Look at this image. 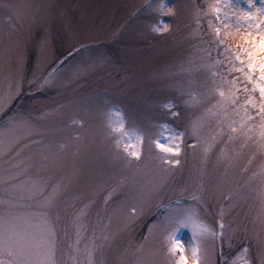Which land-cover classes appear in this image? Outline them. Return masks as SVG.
I'll use <instances>...</instances> for the list:
<instances>
[{
	"label": "rangeland",
	"instance_id": "374dc122",
	"mask_svg": "<svg viewBox=\"0 0 264 264\" xmlns=\"http://www.w3.org/2000/svg\"><path fill=\"white\" fill-rule=\"evenodd\" d=\"M164 2L167 6L161 12V0H0V97L19 84V93L0 112V127L9 117H16L39 129L16 146L20 155L13 162L19 165L17 170H26L30 180L44 183L49 190L63 186L61 204L68 216L88 205L78 246L75 227L62 221L67 235L59 232V247L66 264H71L72 256L84 260V246L94 234L108 237L107 241L97 240L106 245L103 259L108 264H176L179 254H168L167 240L168 220L175 210L199 207L201 217L215 227L221 199H208V190L225 176L223 190H238L264 161V156L257 155L248 164L256 137L246 147H241L240 134L231 142L226 136L213 139L219 116L212 112L219 97L188 107L183 103L188 97L178 91L189 90L190 80L196 82L197 92L205 91L199 84L205 77L210 78L207 88H213L215 71L217 84L222 78L237 81L233 89H238L237 106L249 96L259 105V93L251 91L244 73L232 69L228 59L238 64L235 56L240 55L247 62L248 32H253V39L264 35L246 23H236L243 17L240 9L247 10V0H231L232 7L224 6L228 0ZM7 4L16 7L10 11ZM217 5L218 14L213 11ZM252 12L256 15L255 8ZM16 39L23 41L22 47L6 59L5 49L13 47ZM54 69L51 82L45 84L44 78ZM255 75L258 78L259 72ZM244 87L249 89L247 93ZM169 101L177 106L173 111L181 112L179 118L162 107ZM109 109L118 111L127 127L146 133L143 160L127 163L122 147L117 150L119 137L108 128ZM247 110L253 115L257 111L251 106ZM197 119L203 121L199 142L186 133L181 164L164 171L158 159L164 154L149 151L148 136L155 138L160 124L185 131ZM33 140L40 143H31ZM42 155L50 159L38 166ZM7 160L0 158V169L9 166ZM245 167L248 173L242 172ZM201 184L206 191L201 192ZM258 188L259 181H253L241 190L242 198L233 201L234 208H225L226 231L233 236L231 247L225 243L221 249L219 241L213 244L209 238L202 245L208 257L202 259L232 264L247 248L248 264H264L260 198L253 190ZM192 195L204 196L207 203L197 205L190 199ZM176 239L184 245L191 264V231L181 229ZM69 244L81 251H73ZM96 259L101 258L97 255Z\"/></svg>",
	"mask_w": 264,
	"mask_h": 264
},
{
	"label": "snow or ice",
	"instance_id": "6c2138e0",
	"mask_svg": "<svg viewBox=\"0 0 264 264\" xmlns=\"http://www.w3.org/2000/svg\"><path fill=\"white\" fill-rule=\"evenodd\" d=\"M166 6L164 0H161L159 10L163 12ZM224 6L232 7L231 0H228V3ZM5 7L11 11L16 6L7 4ZM253 8L256 9V15H253ZM213 11L218 14L220 11L219 5ZM240 11L243 12V17L241 20L236 21L237 24L243 22L248 24L250 29L255 27L257 33L264 32V20H258L259 16H264V0H259V6H257V0H247V10L240 9ZM153 31H159V29L154 28ZM216 34L219 35V29H217ZM252 36L253 32L250 30L246 42L251 47L244 51L247 62L240 55L235 56V61H238V64L232 62L230 57L228 59L232 63V69L236 72L244 73V79L248 84L252 85L251 91L259 93L260 103L258 106L251 96L248 97L244 104L237 106L238 97L236 91L238 89L233 91L237 81H229L222 78L221 83L217 84L214 79L217 75L215 71L212 72L211 82L214 87L211 89L207 88L210 79L208 77L199 82L200 86L205 89L203 92L195 90L193 84L196 82L192 80L188 82L189 90L178 89L181 96L186 95L188 97L183 101L188 107L201 106L204 101L219 97L214 105L216 111L212 112L213 115L219 116L216 122L217 131L213 135V139L215 140L217 136H226L227 140L231 142L237 139V134H240L242 137L241 147H246L247 142L256 137L254 140V152L248 160L249 165L252 164L257 155L264 156V35H257L256 39H253ZM22 43L21 39H16L13 47L5 49V58L11 59L14 54H17L22 47ZM216 63L219 64L220 61L217 60ZM257 71L259 72L258 78L255 75ZM54 73L55 69L44 78L45 84L51 82ZM229 83L233 87L225 89L224 85ZM243 91L247 93L249 89L244 87ZM18 93L19 84H17L15 91L10 89L6 96L0 97V112L4 111ZM249 106L257 109L255 115L248 112ZM162 107L173 118L181 116L179 110L173 111V108L177 106L172 101L163 104ZM108 114V128L111 134L118 135L119 138L116 139L115 145L118 151L122 147L126 162L132 163L133 161L139 162L143 160L146 133L135 126L127 127L118 111L109 109ZM113 116H115V119H112ZM257 117L259 118L258 121ZM72 122L83 124V121L73 120ZM159 128L160 131L155 138L151 136L147 138V143L150 146L149 151L163 153L164 155L159 156L158 159L165 166L164 171H170L181 164L179 157L181 156V145L185 143L186 133L196 138L197 142H199L203 130V121L201 119L191 120L185 131L171 129L168 124H160ZM21 131H23L24 135H20ZM38 131L39 129L34 125L23 119L18 120L16 117H9L5 125L0 127V158L8 157L6 162L9 165L7 168L0 169V264H66L65 259L62 258L64 252L59 247V232L63 230L64 235H67V227L62 225L64 220H67L68 223L75 227L77 235L76 245L78 246L80 243V235L84 227L82 218L86 214L88 205L85 204L84 207L75 210L71 216H68L67 209L63 208L61 204L63 186L54 185L49 190L44 183L30 180L26 175V170H17L19 165L13 162L15 157L20 155V150L16 147L20 141L25 138V135L30 137L34 132L38 133ZM162 139L166 143H162ZM31 143H40V141L33 140ZM188 146L196 147L195 144ZM23 147L26 148L28 145L24 144ZM61 147L64 146L61 145ZM207 151L208 149L205 148L206 153ZM10 153H14V155H10ZM49 159V155H42L38 166H44V163L49 161ZM53 163H55L54 160ZM242 172L248 173V167L242 169ZM227 179V176H225L223 181L215 184L213 189L208 190V199L216 197L221 199L215 227L209 225L201 217L199 207H193L192 205L176 209L173 216L169 218L168 254H179V260L176 261V264H189V257L184 254V245L176 239V235L181 229H188L192 233L191 264H215L214 260L205 261V259H202V257H208V250L202 245L210 238L213 244L219 241L221 249L225 243H228V246L231 247L230 241L233 236L226 231L227 226L224 222L225 208H234L235 204L233 201L242 198L241 190L250 187L252 182L256 180L259 181V188L253 190L257 191L260 198L259 218L262 230H264V161L260 163L257 171L248 175L244 184L238 186V190L225 192L223 188ZM200 190L201 192L206 191L203 184H201ZM107 199L106 197L105 203H107ZM190 199L196 201L197 205L207 203L204 196L192 195ZM23 201L28 203H22ZM180 202L178 197L176 203L179 204ZM224 202H227V205ZM21 208H27L28 211H20L19 209ZM132 214H136L135 208L132 209ZM149 231L151 232V228ZM98 239L107 241L108 237L102 236L98 238L94 234L93 238L84 246V260L81 261L72 256L69 257L71 264H108L103 259L106 245L103 242L97 243ZM145 239L147 240L148 237H145ZM68 247L76 252L81 251L79 247L73 249L71 244ZM247 252L248 249L244 248L236 259L232 261V264H237V261H241L242 264H248L246 259ZM97 255L101 259L97 260ZM221 255L223 254L221 253Z\"/></svg>",
	"mask_w": 264,
	"mask_h": 264
}]
</instances>
